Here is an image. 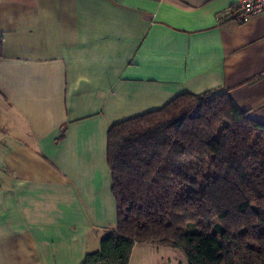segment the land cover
<instances>
[{
  "label": "crops",
  "instance_id": "1",
  "mask_svg": "<svg viewBox=\"0 0 264 264\" xmlns=\"http://www.w3.org/2000/svg\"><path fill=\"white\" fill-rule=\"evenodd\" d=\"M234 1L0 0V264L99 247L111 124L213 89L264 123V12L219 20Z\"/></svg>",
  "mask_w": 264,
  "mask_h": 264
},
{
  "label": "trees",
  "instance_id": "2",
  "mask_svg": "<svg viewBox=\"0 0 264 264\" xmlns=\"http://www.w3.org/2000/svg\"><path fill=\"white\" fill-rule=\"evenodd\" d=\"M106 162L116 222L80 264H128L144 242L186 264H264V123L224 89L111 124Z\"/></svg>",
  "mask_w": 264,
  "mask_h": 264
},
{
  "label": "rangeland",
  "instance_id": "3",
  "mask_svg": "<svg viewBox=\"0 0 264 264\" xmlns=\"http://www.w3.org/2000/svg\"><path fill=\"white\" fill-rule=\"evenodd\" d=\"M139 247L131 264H186V258L178 248L163 245H155L158 248Z\"/></svg>",
  "mask_w": 264,
  "mask_h": 264
},
{
  "label": "built area",
  "instance_id": "4",
  "mask_svg": "<svg viewBox=\"0 0 264 264\" xmlns=\"http://www.w3.org/2000/svg\"><path fill=\"white\" fill-rule=\"evenodd\" d=\"M264 12V0H235L230 6L218 12L219 20L232 19L243 22L249 18Z\"/></svg>",
  "mask_w": 264,
  "mask_h": 264
}]
</instances>
